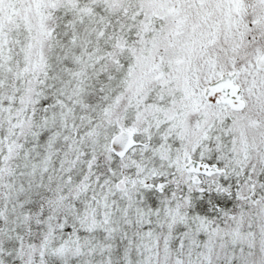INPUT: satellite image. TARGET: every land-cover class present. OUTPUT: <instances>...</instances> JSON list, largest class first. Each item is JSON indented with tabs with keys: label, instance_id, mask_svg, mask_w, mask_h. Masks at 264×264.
Segmentation results:
<instances>
[{
	"label": "snow or ice",
	"instance_id": "snow-or-ice-1",
	"mask_svg": "<svg viewBox=\"0 0 264 264\" xmlns=\"http://www.w3.org/2000/svg\"><path fill=\"white\" fill-rule=\"evenodd\" d=\"M0 264H264V0H0Z\"/></svg>",
	"mask_w": 264,
	"mask_h": 264
}]
</instances>
